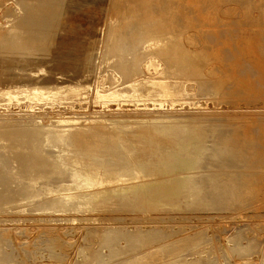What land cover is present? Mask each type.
Wrapping results in <instances>:
<instances>
[{
  "label": "rangeland",
  "instance_id": "obj_1",
  "mask_svg": "<svg viewBox=\"0 0 264 264\" xmlns=\"http://www.w3.org/2000/svg\"><path fill=\"white\" fill-rule=\"evenodd\" d=\"M2 1L4 0H0V44L1 40L10 34L6 24L11 21L24 35L28 29L36 32L37 37L44 36L46 40L43 41L45 49L37 51L38 53L42 51L41 54L23 53L15 49L8 52L0 51V73L4 80L14 83L13 80L22 81L23 77V80L34 79L39 85L53 84L55 87L57 85L60 87L78 83L81 79L79 83L88 84V87L85 85L87 89L85 96L64 98L53 96L51 93L43 94L38 98H21L9 103H0V121L13 123L9 124L11 128L9 126L7 131L15 130L22 134L25 130L21 131L20 128H23L21 126L31 123L32 119L48 122L55 121L58 117L97 119L101 116L116 115L115 119H126L130 122L144 120L137 122L139 126L134 123L135 126L132 128L134 131H130L131 128L125 130L124 135L128 137L131 134L132 140L136 139L135 136L142 138L141 133H145L148 136L154 134L155 139L157 137L156 140L162 143L176 142L187 133L180 126L170 128L168 126L190 123L196 124L193 126L198 128V133L203 135L205 140L209 138L210 141L208 140L207 143L213 145L216 150L213 151L215 154L207 153L202 157L201 167L199 166L198 169L202 168V170H197V176L194 177L195 189L202 188L196 199L200 200L199 202L189 201L188 198L183 197L180 203L173 207L167 205L157 209H143L124 201L112 208L87 213L11 207L0 202V264H106L107 262V264L113 262V264H176V262L177 264H264V6L256 4L250 8L244 6L236 8L234 2L236 0H172L175 3L168 5L167 0H164V3L163 0H158L156 8L151 7L155 15L159 16L153 21L141 19V17L145 18L146 12L145 4L140 0L137 2L135 0H41V3L36 0L33 5L25 2L18 5L14 0H9L7 6L1 4ZM132 9L142 12L138 18L130 21L122 19L123 22L114 19L120 12L124 15L130 14ZM27 12L33 13L35 19L34 22L31 20V23L35 24L28 23L30 20L26 18L29 15ZM4 13L7 14L6 18L3 16ZM14 14V20H7ZM21 21L26 22V25L28 23V27L26 25L22 27L24 24ZM136 28L138 30H135ZM121 29H124V32ZM160 31L181 33L183 46L206 60L205 72L198 76L199 78L189 76L193 77L189 82H192L191 80L195 82L188 85L191 90L198 91L192 96L193 100L198 101V104L202 103L200 107L205 108H201L200 111L199 106L191 102L192 99L191 101H184L181 98L165 101L147 100L137 105V101L131 100V96H125L130 99L98 97V89L104 93L113 77H121L120 69L127 66L125 69L130 70L129 67L134 65V59L129 58V53L123 54L124 58L119 60V51L109 50L110 43L117 44L118 39H121L124 41H122L124 47H130L143 35L147 38ZM132 32L134 35L131 34ZM143 56L140 65L145 70L143 73H148L145 69L148 57L144 54ZM158 58L163 69L167 63L166 58L163 55ZM127 61L129 67L125 65ZM60 63L64 65L61 66ZM120 63L124 66L122 67ZM86 67H90L91 70ZM89 72L92 73L91 76ZM101 82H104V85L98 87ZM169 109L176 111L172 110V112ZM157 113L159 115L191 114L192 117H187L186 120L160 119ZM125 115L129 117H123ZM155 118L158 119L154 120ZM6 124L4 122L2 126ZM159 124L167 126L169 130L167 132L158 130ZM101 126L103 125L91 128L90 131L96 134L104 132L112 136L116 129L111 126ZM220 142L221 146L218 147ZM217 149L225 152L217 154ZM135 153L139 154V157L148 154L144 151ZM219 155L228 158L221 159ZM25 156L20 152V159ZM177 171L172 169L168 174L176 175ZM221 178L225 181L232 180L231 182L235 179L234 182L239 183L237 196L230 201H220L215 200L212 194L206 200L210 195L207 192L211 193L213 189L211 188L213 180L218 181ZM204 185H207L209 190L205 189ZM17 186L18 183L12 186L9 195L16 192ZM104 233L107 235L105 236ZM134 235H138V238L133 237ZM172 239L177 241L173 242ZM169 243L173 244L169 245ZM174 244L176 246H173ZM146 245H151L152 248ZM170 248H174L175 251ZM140 249L143 252H139ZM123 255L125 259L122 258Z\"/></svg>",
  "mask_w": 264,
  "mask_h": 264
},
{
  "label": "bare ground",
  "instance_id": "obj_2",
  "mask_svg": "<svg viewBox=\"0 0 264 264\" xmlns=\"http://www.w3.org/2000/svg\"><path fill=\"white\" fill-rule=\"evenodd\" d=\"M14 1L18 5H22L24 2L26 4L33 5L36 2V0H22V1L14 0ZM135 1L137 2V0ZM140 1L141 3L143 2L145 4L144 11L146 12L144 15L145 18L141 17V19L154 21V19L159 18V16L155 15V12L151 9V7L156 8L157 3L159 2L158 0L157 2L156 0H140ZM37 2L41 3V0L40 2L39 0ZM166 2L168 3V5H173L175 3V2H172V0H167ZM234 2L236 4V8L237 7L240 8V6H244L245 8H250L256 4L257 6H261V7L264 6V2L261 0H236ZM8 3H9V0H4L2 1L1 4H6L7 6ZM163 3H164V0H163ZM128 6L129 5H127V7ZM53 8L51 9L50 16L52 14ZM39 9L41 10L40 7ZM136 9H132V12L130 11L131 13L130 14L128 13L126 15L120 12L117 17H114V19L116 18L117 20L123 19V20H129V21L132 19H136L142 13V12H138ZM47 10L49 11L50 9H47ZM25 14L26 13H24V15ZM32 14L27 12L28 16L26 18L27 19L29 18L28 20H30V22L28 23H31V20L34 22L35 18H33L34 15ZM3 16L4 18H6L7 14L4 13ZM14 16L15 14L13 16H9L7 20L9 21H11V19L14 20L13 19ZM18 17L20 18V16ZM17 21L15 22L18 24ZM167 22L168 21H166V23ZM23 24L24 26L22 27H25L26 22ZM147 26H149V24ZM169 26H170V23H169ZM6 27H9L8 31L10 32V34L6 35L7 37H5L4 35L5 38L1 40V44H0L1 52H3V50L8 52V51H12L13 49H15V51L20 50L23 53H38L37 52L38 50L40 49L43 50L44 48L43 41L45 40L44 36L38 35L37 37L36 32L34 33L32 30L26 29L28 26L25 28L26 31L25 29H22L25 31L26 35H24V33L20 31V29H18L16 25L12 23V21L7 23ZM137 28L135 30H138ZM39 30L41 31L42 29H39ZM131 34H133V32ZM111 35L113 36L112 32H111ZM144 36L145 35H143L140 39H138V42H136L130 47H124L123 45L124 41L121 39H118L119 43L117 44L110 43L109 50L113 49L116 52L119 51V55H120L119 60H122L124 58V56H122L123 54L129 53L128 54L129 58L134 59L133 60L134 65H132V67H129L130 64L128 65V61L125 62V65L127 64L130 69V70H127L125 69L127 66L124 68L123 67L124 64L121 65L120 63V65L123 68L122 70L120 68H117V69L118 70L120 69L119 71L121 73V77H113L112 82L108 85V89L104 93L100 92L98 89L97 96L98 97L110 96L115 99H119V98L120 99L121 98L130 99V98H126L125 96H131L132 97L131 100H136L137 105L139 104V102H146L147 100L165 101L168 99L173 100L176 98L177 99L181 98V99H184V101H187V100L191 101L192 99L191 102L195 104L196 106H199V109L201 111L202 107L200 106H202V103L198 104V101L193 100V97H192L193 95L197 94L198 91L196 92V90H191L188 87V85L192 82H195L194 80H191L192 82H189L190 78L193 79V77H189V76H196L197 78L198 76H200L201 74L205 72L204 67L206 65V62H205L206 60L200 55H198L197 53H194L191 50L183 46L181 33L174 34L172 32L160 31L159 33L155 32L154 34H151L149 37L147 36V38H144ZM50 40L48 41L50 42ZM132 40H135V39H132ZM49 46H52V45H49ZM47 49L48 48H46V50ZM74 49L75 48H73V50ZM80 49L81 48H79V50ZM82 49L84 48L82 47ZM112 52L110 53L112 54ZM39 53L41 54L42 51ZM81 53L83 52L81 51ZM87 53L88 52H86V55ZM143 54L148 57L146 60L147 64L145 68L146 71H148V73H143V71L145 72V70H143V68L140 65V62L143 59L142 58ZM15 55L18 56L17 53ZM161 55H163L167 61L166 66L163 69H161L160 67L161 63L159 62V58H158V56H161ZM45 56H47V54ZM31 58H32V55H31ZM2 61L4 60L2 59ZM93 61L94 60L92 59V62ZM0 62H1V59H0ZM14 62H17V61H14ZM75 64H77V62ZM59 65L63 66L64 64L60 63ZM86 68L90 69V67H86ZM34 74L36 76V73ZM89 74L91 76L92 73L89 72ZM22 78H21L22 81L13 80L15 81L14 83L12 82L9 83L2 78V75L0 73V103L1 104L2 102L9 103L10 101H13L14 99L20 100L21 98H38V97H41L43 94L49 95L51 93L53 94V96H61L64 98L80 97V96H85L87 94L86 86L88 87V84H85L86 85L85 86L79 83L81 79L78 83L63 85L60 87H58L59 85L55 87L52 84L54 87L52 85L51 87V86H46L45 84L39 85L34 79L23 80ZM103 85H104V82H101V84L98 85V87L103 86ZM172 110L176 111V109H172ZM172 110L169 109V111H172ZM181 110L182 109H180V111ZM177 111L179 110L177 109ZM205 113H207L206 110H205ZM200 114L202 115V113ZM208 114L210 113L208 112ZM157 115L158 117H160V119L167 118L169 120L171 119L186 120L187 117H192L191 114L177 115V114L172 113V114H160L159 115V113H157ZM115 116H112V117L101 116L97 119L58 117L55 121H48V122H44L41 119H32L30 120L31 123L25 124V126H21L23 127V128H20L22 129L21 131L25 130L22 134H20V131L19 132L15 130L7 131L9 130L8 129V127L10 126L9 124H13L12 122L4 121L7 124L5 126H2L4 122L0 121V202H4V205L11 206V207H15V206L24 207V208L34 207L36 210L64 211V212L72 211L73 213L74 212L87 213V212H92V211H96L99 209L112 208V207H115L118 203L124 202V201H128L131 204V206L141 207L143 209H157V208L165 207L167 205L170 207H173L179 204L183 197L188 198L189 201H193V202L197 201L196 199L199 197L200 190L202 188L200 190H198L197 188L195 189L194 181L196 180L194 177L197 176L196 171L199 169L200 163H202L201 162L202 157H205L204 155L207 153L215 154V152L213 151H215L216 149H214L213 145L207 143L209 138L208 140L207 138L205 140L203 138V135L198 133L197 131L198 128H196V126H193L196 124L191 125L190 123H183L182 125H179L178 123V124H174L173 126L169 125L168 126L169 128L180 126L182 130L185 131V133L187 134L182 135L181 136L182 139L179 141L162 143L156 140L157 137L155 139L154 134H150V136H148V134L146 135L145 133H141L142 138L134 135L136 138L135 140L131 139L130 137L131 134L130 136L127 134L128 137H126L124 135L125 134L124 132L125 130H127V128L132 129L133 126H135L134 123L141 122V121L144 122V120L138 119L137 122H134V121L130 122V121H127L126 119L125 120L115 119ZM126 116L128 115H125L123 117H126ZM202 118L204 117L202 116ZM157 119L158 118H155L154 120H157ZM125 121L127 122L123 123ZM195 121L196 120H194V122ZM203 121H206V120H203ZM231 124H234V123H231ZM100 125H103L101 127L111 126L113 128H116L114 129L115 132L112 133V136H108V134H105L104 132H102L101 134H96L93 131H90L91 128L100 127ZM136 126H139V124L137 123ZM168 127L162 126L159 124L157 129L161 130L162 132L163 131L167 132L169 130ZM13 128H16V127H13ZM130 131H134V130L132 129ZM12 142H14L13 145H12ZM16 146L17 148L18 147L20 148L15 149L14 147ZM220 146H221V142L218 147ZM21 148H25L26 150L25 149L23 150ZM136 151H144V153H148V154L142 155L141 157H139V154L137 155L135 153ZM20 152H23L26 155L23 159H20L19 157ZM217 152H218L217 154H220V153H224L225 151L221 149H217ZM218 157H220V155ZM220 158L222 159L223 156ZM172 169H177L178 170L177 172H180V173L176 172V175H172V174L169 175L168 173L171 172ZM201 170H198V171H201ZM213 179L215 180V178ZM229 179H230V176H229ZM214 180L211 186V188L213 187L211 193H209V191L207 192L210 195L207 196V193H206V196H207L206 200L212 194L215 196V200L218 199L220 201H230V200H233L235 196H237L236 191H238L239 189V183L234 182L235 179H233V182H231L232 180L225 181L222 178L221 180L219 179L220 181L219 180L214 181ZM15 183H18L17 190L15 193L9 195L11 188L12 186H14ZM197 185L198 184H196V186ZM200 187L202 186L200 185ZM203 187H206L205 189L209 188V187L207 188V185L206 186L204 185ZM24 208H21V209H24ZM131 234H133V232ZM106 235L107 233L105 234V236ZM127 236L131 237L129 235ZM135 236L136 235H134L133 237ZM137 236L136 238H138ZM174 240L177 241L176 239ZM174 240L172 239L173 242H175ZM148 241H149V238H148ZM157 241H159V239ZM145 242H147L146 239H145ZM148 243H151V242H148ZM157 243L161 244L159 242ZM162 243H163V240H162ZM170 244L172 245L173 243H169V245ZM149 246L151 247V245ZM149 246L146 245V247H149ZM173 246H176V245L174 244ZM136 247H135V250H136ZM144 248L143 250L145 251ZM170 249L172 251L174 250V248L173 249L170 248ZM180 249H181V246H180ZM141 250L142 249H140L139 252ZM163 252H165V250ZM136 253L137 252H135V254ZM130 254L131 253H129V255ZM125 255L127 256V254ZM132 256H133V252H132ZM132 256L130 255V257ZM122 258H124V255ZM112 260L113 259H111V261Z\"/></svg>",
  "mask_w": 264,
  "mask_h": 264
}]
</instances>
